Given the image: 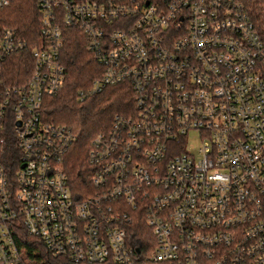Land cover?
I'll list each match as a JSON object with an SVG mask.
<instances>
[{
    "label": "built area",
    "instance_id": "1",
    "mask_svg": "<svg viewBox=\"0 0 264 264\" xmlns=\"http://www.w3.org/2000/svg\"><path fill=\"white\" fill-rule=\"evenodd\" d=\"M34 1L28 74L7 81L28 42L0 0V264H28L21 228L71 264H264V40L241 0ZM70 29L97 64L79 97L126 83L134 103L91 137L82 196L77 133L41 116Z\"/></svg>",
    "mask_w": 264,
    "mask_h": 264
},
{
    "label": "trees",
    "instance_id": "2",
    "mask_svg": "<svg viewBox=\"0 0 264 264\" xmlns=\"http://www.w3.org/2000/svg\"><path fill=\"white\" fill-rule=\"evenodd\" d=\"M264 40V0H241ZM4 23L16 25L27 39V48L12 55L6 63L7 81H16L21 74H28L31 64L30 49L38 35V16L34 0H12L9 7L1 10ZM65 68V79L59 91L44 97L41 116L43 119L70 126L77 133V140L68 149L64 165L73 192L88 193L92 167L88 162L91 137L108 128L115 113H128L134 106L130 87L126 83L107 85L95 94L79 97L78 89L90 84L96 74L97 64L88 49L83 35L70 29L60 52ZM148 232V231H146ZM145 242L146 233H141ZM28 264H71L61 257L51 255L43 243L21 228L18 235ZM139 264H158L141 259Z\"/></svg>",
    "mask_w": 264,
    "mask_h": 264
},
{
    "label": "rangeland",
    "instance_id": "3",
    "mask_svg": "<svg viewBox=\"0 0 264 264\" xmlns=\"http://www.w3.org/2000/svg\"><path fill=\"white\" fill-rule=\"evenodd\" d=\"M145 237H146V240H147L148 242H150V243H152L153 240H154V238H153V236L150 234V232H147Z\"/></svg>",
    "mask_w": 264,
    "mask_h": 264
}]
</instances>
